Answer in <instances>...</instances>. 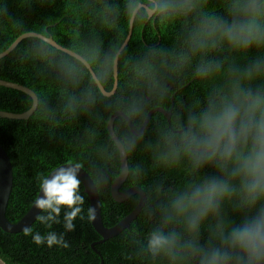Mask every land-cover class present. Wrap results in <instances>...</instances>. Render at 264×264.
<instances>
[{
  "label": "clouds",
  "instance_id": "obj_1",
  "mask_svg": "<svg viewBox=\"0 0 264 264\" xmlns=\"http://www.w3.org/2000/svg\"><path fill=\"white\" fill-rule=\"evenodd\" d=\"M64 14L67 26L15 21L0 42L58 90V110L37 84L28 101L51 135L88 122L35 177L22 236L71 249L96 219L91 195L119 185L134 217L122 260L264 264V0H65ZM0 264H17L3 247Z\"/></svg>",
  "mask_w": 264,
  "mask_h": 264
},
{
  "label": "trees",
  "instance_id": "obj_2",
  "mask_svg": "<svg viewBox=\"0 0 264 264\" xmlns=\"http://www.w3.org/2000/svg\"><path fill=\"white\" fill-rule=\"evenodd\" d=\"M0 4L8 10V15L0 18V42L9 39L15 21H23L29 27L42 23L49 16L60 18L53 27L60 24L67 26L69 21V16L64 14L65 0H55L54 4L44 8L36 6L32 0H0ZM8 56L0 59L4 61L0 64V79L25 85L36 94L38 88L46 93L49 107L58 110L62 104L58 90L48 81L37 84L35 73L38 69L21 73L17 65L6 59ZM34 84H37V88L33 87ZM29 97L19 90L0 86V110L24 112L29 109ZM87 126V120L82 118L72 125L52 129L55 135H51L49 123L37 119L35 112L27 120L0 117V144L7 151L13 168V186L6 207L9 221L16 222L26 213L25 209L34 191L35 177L46 170L49 163L66 154L73 141L82 139ZM98 194L103 224L112 227L121 217H125L126 202L114 200L110 189ZM122 231L99 242L102 239L100 234L93 225L84 222L75 233L69 234L72 248L59 251L40 250L30 242V238H24L21 232H6V236H0V247L10 252L17 264H130L120 257L119 237Z\"/></svg>",
  "mask_w": 264,
  "mask_h": 264
},
{
  "label": "water",
  "instance_id": "obj_3",
  "mask_svg": "<svg viewBox=\"0 0 264 264\" xmlns=\"http://www.w3.org/2000/svg\"><path fill=\"white\" fill-rule=\"evenodd\" d=\"M7 52L0 54V59L6 56ZM0 86H4L7 88H12L24 92L28 96L33 99H38L37 94L31 88L19 84L17 82H12L4 79H0ZM34 113L33 109H28L21 113H15L5 110H0V117L9 118V119H19V120H27ZM87 179V177H85ZM13 186V168L10 157L5 150V148L0 144V227L4 228L6 232L9 233H17L21 232V229L31 223L34 219V212H30L27 215V212L16 222H11L6 217V207L8 204V200L10 197V193ZM121 187L117 185L115 188L110 189L111 195L116 201H124L122 196ZM90 205H95L97 208V216L95 221L93 222L94 229L100 234L102 239L99 242H103L116 234L120 233L125 227L129 226L131 220L134 217L125 216L123 220L119 221L112 227H107L103 224L102 216H101V203L99 199L98 193H93L89 198Z\"/></svg>",
  "mask_w": 264,
  "mask_h": 264
}]
</instances>
